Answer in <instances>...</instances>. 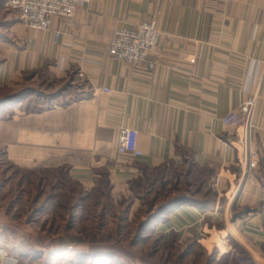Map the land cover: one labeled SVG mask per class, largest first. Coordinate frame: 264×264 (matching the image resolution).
<instances>
[{
	"label": "crops",
	"instance_id": "crops-1",
	"mask_svg": "<svg viewBox=\"0 0 264 264\" xmlns=\"http://www.w3.org/2000/svg\"><path fill=\"white\" fill-rule=\"evenodd\" d=\"M143 21L161 32L150 52L153 67L111 58L114 31ZM4 27L14 35L3 44L4 84L19 85L14 75L45 68L81 86L66 105L14 107L0 119V142L14 167H65L86 187L102 180L125 194L143 185L149 169L190 166L188 175L196 169L198 178L213 176V200L174 201L164 220H149L136 234L194 238L220 257L234 253L232 240L264 243V0H92L48 30L28 29L9 15ZM93 87L112 92L92 93ZM251 97L249 125L221 122ZM121 127L137 130L142 155L116 158ZM248 149L258 154L251 169L244 160ZM96 247L75 250L90 264L96 257L118 258Z\"/></svg>",
	"mask_w": 264,
	"mask_h": 264
},
{
	"label": "rangeland",
	"instance_id": "rangeland-1",
	"mask_svg": "<svg viewBox=\"0 0 264 264\" xmlns=\"http://www.w3.org/2000/svg\"><path fill=\"white\" fill-rule=\"evenodd\" d=\"M4 2L0 0V63L3 44L14 37L5 29L4 17H18ZM11 80L20 84L9 86L0 80V119L10 116L14 107L38 110L66 105L77 98L81 87L73 78H56L45 68L14 75ZM189 168L167 164L149 169L140 178L139 189L123 194L102 180L86 187L65 167L21 170L7 160L0 142V251L18 264L66 260L90 264L91 259L75 249L93 245H105L118 255L115 262L124 264H264V243L256 246L232 240L234 253L220 257L208 243L194 238L177 241L170 233L165 238L159 233L136 234L147 221L164 220L174 201L213 200V176L198 178L196 169L188 175ZM92 259L96 264H115L105 257Z\"/></svg>",
	"mask_w": 264,
	"mask_h": 264
},
{
	"label": "built area",
	"instance_id": "built-area-1",
	"mask_svg": "<svg viewBox=\"0 0 264 264\" xmlns=\"http://www.w3.org/2000/svg\"><path fill=\"white\" fill-rule=\"evenodd\" d=\"M92 0H5L7 9L18 14L20 21L34 31L48 30L56 18H67L74 15L76 10L85 7ZM60 33L55 31L54 36ZM161 32L153 21H143L134 28L119 27L114 31L111 38L108 55L125 63L145 62L153 67V61L149 60L151 50L157 45ZM82 69L75 71L79 79L84 77ZM103 92L110 94L108 87H93L92 93ZM255 106V97L248 98L236 107L230 109L222 118L221 122L226 126L239 128L249 125L252 110ZM55 107V105L51 106ZM138 132L131 127H121L115 146L116 158H134L142 155L137 144ZM248 168L257 165L258 154L250 149L244 156ZM71 249V248H68ZM70 260L60 261L55 264H68ZM0 264H18V261L0 251ZM50 264V263H49Z\"/></svg>",
	"mask_w": 264,
	"mask_h": 264
},
{
	"label": "trees",
	"instance_id": "trees-1",
	"mask_svg": "<svg viewBox=\"0 0 264 264\" xmlns=\"http://www.w3.org/2000/svg\"><path fill=\"white\" fill-rule=\"evenodd\" d=\"M191 201V200H190ZM192 202V201H191ZM72 238H75V237H73V236H71ZM96 248H98V249H100V248H102V249H104V248H106L107 249V247L105 246V245H101V246H99V247H96ZM108 250V249H107ZM109 251H111V250H109Z\"/></svg>",
	"mask_w": 264,
	"mask_h": 264
}]
</instances>
